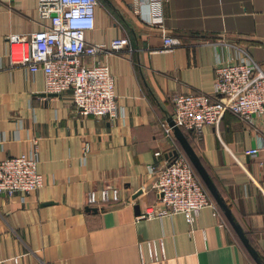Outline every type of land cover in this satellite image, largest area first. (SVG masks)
I'll use <instances>...</instances> for the list:
<instances>
[{
	"label": "crops",
	"instance_id": "crops-1",
	"mask_svg": "<svg viewBox=\"0 0 264 264\" xmlns=\"http://www.w3.org/2000/svg\"><path fill=\"white\" fill-rule=\"evenodd\" d=\"M161 6L165 31L179 38L168 50L161 26L148 22V0L95 6L85 39H128L87 58L106 59L113 74L122 114L109 119L79 113L70 89L47 91L42 70L7 58L8 33L38 29L42 18L36 0H0V159L27 151L35 137L43 176L42 187L27 194L0 193V264H14L15 256L17 264H257L217 204L220 217L205 205L189 224L180 212L139 214L156 203V169L178 144L162 129L172 94L213 92L216 52L234 53L215 39L237 43L264 71V0H162ZM187 133L264 262V151H244L264 140V115L249 124L225 111L218 124ZM108 186L119 188V201L86 211L87 191ZM159 239L164 255L151 261L148 241Z\"/></svg>",
	"mask_w": 264,
	"mask_h": 264
},
{
	"label": "built area",
	"instance_id": "built-area-1",
	"mask_svg": "<svg viewBox=\"0 0 264 264\" xmlns=\"http://www.w3.org/2000/svg\"><path fill=\"white\" fill-rule=\"evenodd\" d=\"M100 0H36V10L42 18L41 26L26 33L9 32L7 58L26 65L34 72L44 73V89L58 93L70 89L72 102L81 114H94L115 119L122 114L116 100L113 74L106 59H92L94 53L110 47L120 49L128 39L124 35L108 42L85 39L86 30L94 27L95 6ZM162 0H148L149 18L161 26L163 49L179 43V38L163 27ZM227 46H234L233 54L222 56L216 52L214 59L213 92H175L171 96L174 122L181 128L200 132L205 124H218L225 111L238 115L247 123L264 115V71L249 51L234 42L215 39ZM163 132L172 137L171 125L162 122ZM176 154L166 158L156 169L154 188L157 201L149 205L139 217H157L184 214L192 223L205 205L220 217L218 207L200 180L186 153L175 144ZM89 144H82V157L88 153ZM160 150H155L158 153ZM246 153L264 151V140L245 148ZM37 139L34 137L27 151H20L0 159V193L11 196L15 192L29 193L42 187L43 176L37 166ZM116 186L92 188L85 196L86 205L100 207L119 201ZM157 204V207H155ZM148 258L156 261L164 255L161 239L148 241ZM140 247V245H139ZM141 248V247H140ZM142 259V258H141ZM17 264V256L13 258Z\"/></svg>",
	"mask_w": 264,
	"mask_h": 264
},
{
	"label": "water",
	"instance_id": "water-1",
	"mask_svg": "<svg viewBox=\"0 0 264 264\" xmlns=\"http://www.w3.org/2000/svg\"><path fill=\"white\" fill-rule=\"evenodd\" d=\"M167 122L169 125H171L172 133H174V136L177 139L181 149H183V151L186 153V155L190 159L192 165H194L200 180L203 182V184H205L211 197H213L215 203L218 205L222 213L225 214L228 222L230 223L231 227L234 228L236 234L238 235L242 244H244L252 260H255L257 264H264L256 248L249 242V239L245 231L243 230V228H241L238 221L235 220L233 213L230 211V208L227 205L224 197H222V195L218 191L214 181H212L209 170L207 169L206 165L202 162L197 151L193 148L190 140L187 137V134H185L182 128L174 122L173 117H171V115L168 116ZM173 152L174 154H176L177 150L173 148ZM140 191L141 190L137 191L134 194V196L139 194ZM134 208H135L136 213H138L139 204H135ZM85 210L86 211H96L97 207L96 206L91 207L89 205H86Z\"/></svg>",
	"mask_w": 264,
	"mask_h": 264
},
{
	"label": "trees",
	"instance_id": "trees-1",
	"mask_svg": "<svg viewBox=\"0 0 264 264\" xmlns=\"http://www.w3.org/2000/svg\"><path fill=\"white\" fill-rule=\"evenodd\" d=\"M189 129H191V128H186V129H185V128L182 127V130L184 131L185 134H187V137H188V133H187V131H188ZM191 130H192V129H191ZM188 139H189V137H188ZM176 141H177V139H176ZM177 143H178V141H177ZM178 145H179V143H178ZM179 147H180V145H179ZM180 148H181V147H180ZM239 240H240V239H239ZM241 243H242V242H241Z\"/></svg>",
	"mask_w": 264,
	"mask_h": 264
}]
</instances>
